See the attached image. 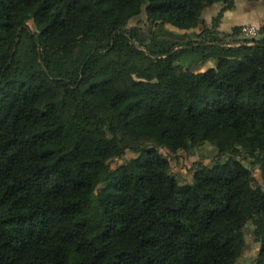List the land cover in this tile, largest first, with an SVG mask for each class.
Returning a JSON list of instances; mask_svg holds the SVG:
<instances>
[{
    "label": "trees",
    "instance_id": "16d2710c",
    "mask_svg": "<svg viewBox=\"0 0 264 264\" xmlns=\"http://www.w3.org/2000/svg\"><path fill=\"white\" fill-rule=\"evenodd\" d=\"M235 7L0 0V264H234L249 223L264 264V46L220 31ZM162 148L218 161L181 183Z\"/></svg>",
    "mask_w": 264,
    "mask_h": 264
},
{
    "label": "rangeland",
    "instance_id": "374dc122",
    "mask_svg": "<svg viewBox=\"0 0 264 264\" xmlns=\"http://www.w3.org/2000/svg\"><path fill=\"white\" fill-rule=\"evenodd\" d=\"M217 5H218V7L216 9V12H214L213 15L211 16V18L208 19V21H210V23L212 21V18L223 7L222 4H217ZM141 18H145L146 19V17L144 15L143 16H138L132 21V23L137 22ZM168 27L173 29L174 31L177 30L179 32H184L183 30H179V29H177V28H175L173 26H169L168 25ZM228 43L230 44L229 41L227 42V44ZM225 44H226V42H225ZM204 67H206L205 64L200 69H202ZM207 147H212V146L207 145ZM212 150L213 149H210L211 152L208 151L209 152L208 153L204 149H200L199 151L195 150L192 153L187 154V153H185L183 151H179L178 153L171 152V151H165L162 148V153L164 155H166L169 158L170 162L172 163V165H173L172 171L176 174L179 182H181V183H190V182H192L193 176H192L191 173L187 172V167H188L187 162L190 163V167H192V164H194L196 161H198V160H200L202 158V152L201 151H203L205 155H209L208 157L204 156V157H207L205 159L206 163L218 161V159H215V157H214V150L213 151ZM127 156H135V155L132 154V153H129V154H127ZM143 158L144 157H142V159ZM208 160H209V162H207ZM220 160H225V157H222ZM254 174H256L258 176V178L260 179V182H263V179H262V177L260 175V169L259 168L254 169ZM262 185L264 186V183ZM253 230H254V225L249 223L246 226V228H245V231H246V246H245V248L243 250L242 255L238 257V259L236 260V262L234 264H253L254 263V260L257 257V253L259 251L260 243L258 241H256L254 235L252 234Z\"/></svg>",
    "mask_w": 264,
    "mask_h": 264
},
{
    "label": "crops",
    "instance_id": "0c3cea01",
    "mask_svg": "<svg viewBox=\"0 0 264 264\" xmlns=\"http://www.w3.org/2000/svg\"><path fill=\"white\" fill-rule=\"evenodd\" d=\"M218 5L209 8L203 15L208 21L216 12ZM254 24L259 27L264 24V1L236 0V7L225 12L223 20L219 26L220 31L231 32L234 26Z\"/></svg>",
    "mask_w": 264,
    "mask_h": 264
},
{
    "label": "built area",
    "instance_id": "2783aa9c",
    "mask_svg": "<svg viewBox=\"0 0 264 264\" xmlns=\"http://www.w3.org/2000/svg\"><path fill=\"white\" fill-rule=\"evenodd\" d=\"M260 34V27L258 25H254V24H245L241 26V31H240V37L239 39H241V41H238L237 43H235L236 45H242L244 41V39H249L251 41L252 44L254 42V39H256ZM246 43V42H245Z\"/></svg>",
    "mask_w": 264,
    "mask_h": 264
},
{
    "label": "water",
    "instance_id": "95a60500",
    "mask_svg": "<svg viewBox=\"0 0 264 264\" xmlns=\"http://www.w3.org/2000/svg\"><path fill=\"white\" fill-rule=\"evenodd\" d=\"M208 44H219L218 42H215V43H208ZM242 45H257V46H264V43H260V42H258V43H253V44H247V43H245V42H243L242 43Z\"/></svg>",
    "mask_w": 264,
    "mask_h": 264
},
{
    "label": "clouds",
    "instance_id": "9594fccd",
    "mask_svg": "<svg viewBox=\"0 0 264 264\" xmlns=\"http://www.w3.org/2000/svg\"><path fill=\"white\" fill-rule=\"evenodd\" d=\"M242 26V25H241ZM219 43V42H218ZM248 44V43H247ZM253 44V43H252Z\"/></svg>",
    "mask_w": 264,
    "mask_h": 264
}]
</instances>
